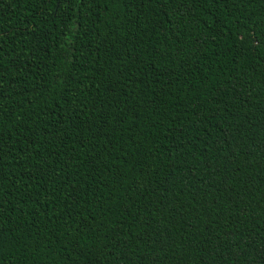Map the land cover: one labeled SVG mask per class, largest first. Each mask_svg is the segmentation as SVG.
Instances as JSON below:
<instances>
[{"label": "trees", "instance_id": "16d2710c", "mask_svg": "<svg viewBox=\"0 0 264 264\" xmlns=\"http://www.w3.org/2000/svg\"><path fill=\"white\" fill-rule=\"evenodd\" d=\"M0 264H264V0H0Z\"/></svg>", "mask_w": 264, "mask_h": 264}]
</instances>
